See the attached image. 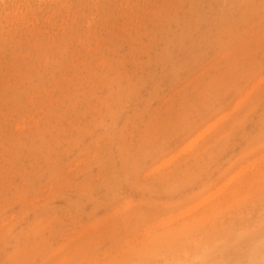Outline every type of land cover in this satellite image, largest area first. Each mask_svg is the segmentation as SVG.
Returning <instances> with one entry per match:
<instances>
[{
	"label": "rangeland",
	"instance_id": "374dc122",
	"mask_svg": "<svg viewBox=\"0 0 264 264\" xmlns=\"http://www.w3.org/2000/svg\"><path fill=\"white\" fill-rule=\"evenodd\" d=\"M0 264H264V0H0Z\"/></svg>",
	"mask_w": 264,
	"mask_h": 264
}]
</instances>
